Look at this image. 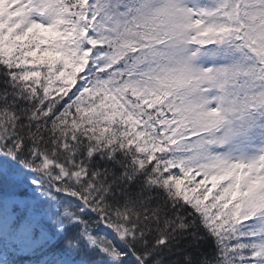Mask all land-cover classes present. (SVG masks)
I'll return each mask as SVG.
<instances>
[{
	"label": "snow or ice",
	"instance_id": "6c2138e0",
	"mask_svg": "<svg viewBox=\"0 0 264 264\" xmlns=\"http://www.w3.org/2000/svg\"><path fill=\"white\" fill-rule=\"evenodd\" d=\"M0 264H264V0H0Z\"/></svg>",
	"mask_w": 264,
	"mask_h": 264
}]
</instances>
